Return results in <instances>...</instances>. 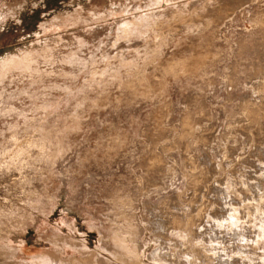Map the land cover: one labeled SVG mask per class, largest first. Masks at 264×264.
<instances>
[{"label":"rangeland","instance_id":"rangeland-1","mask_svg":"<svg viewBox=\"0 0 264 264\" xmlns=\"http://www.w3.org/2000/svg\"><path fill=\"white\" fill-rule=\"evenodd\" d=\"M4 41L0 264H264V0H0Z\"/></svg>","mask_w":264,"mask_h":264},{"label":"trees","instance_id":"trees-1","mask_svg":"<svg viewBox=\"0 0 264 264\" xmlns=\"http://www.w3.org/2000/svg\"><path fill=\"white\" fill-rule=\"evenodd\" d=\"M30 20H31V16L23 17V23H22V25H26V27L28 26V30H29L30 24L27 23V22L30 21ZM6 44H7V42L4 41V42L0 45V51L3 50V49H5V47H3V46L6 45ZM2 47H3V48H2Z\"/></svg>","mask_w":264,"mask_h":264}]
</instances>
